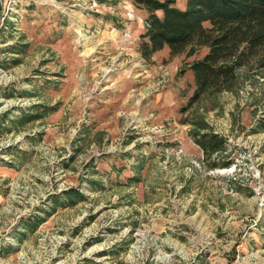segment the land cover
Masks as SVG:
<instances>
[{"label": "rangeland", "instance_id": "rangeland-1", "mask_svg": "<svg viewBox=\"0 0 264 264\" xmlns=\"http://www.w3.org/2000/svg\"><path fill=\"white\" fill-rule=\"evenodd\" d=\"M145 18L0 0V264H264V71L193 99L206 49L143 59ZM197 124L227 151L205 158Z\"/></svg>", "mask_w": 264, "mask_h": 264}, {"label": "trees", "instance_id": "trees-1", "mask_svg": "<svg viewBox=\"0 0 264 264\" xmlns=\"http://www.w3.org/2000/svg\"><path fill=\"white\" fill-rule=\"evenodd\" d=\"M133 2L146 13L147 27L139 44L143 59L149 60L165 47L172 54L189 48L190 55L195 49H206L201 58L189 64L193 99L229 90L241 69L264 71V0H186L183 9L175 0ZM197 127L191 137L205 158L227 151L225 137L205 124ZM64 196L70 205L74 198H83L72 189ZM52 198L56 205H64L58 201L60 197Z\"/></svg>", "mask_w": 264, "mask_h": 264}, {"label": "crops", "instance_id": "crops-1", "mask_svg": "<svg viewBox=\"0 0 264 264\" xmlns=\"http://www.w3.org/2000/svg\"><path fill=\"white\" fill-rule=\"evenodd\" d=\"M181 9H183V8H181Z\"/></svg>", "mask_w": 264, "mask_h": 264}]
</instances>
